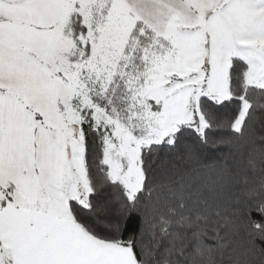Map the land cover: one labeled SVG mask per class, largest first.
I'll return each mask as SVG.
<instances>
[{"label":"snow or ice","instance_id":"6c2138e0","mask_svg":"<svg viewBox=\"0 0 264 264\" xmlns=\"http://www.w3.org/2000/svg\"><path fill=\"white\" fill-rule=\"evenodd\" d=\"M0 264H264V0H0Z\"/></svg>","mask_w":264,"mask_h":264}]
</instances>
